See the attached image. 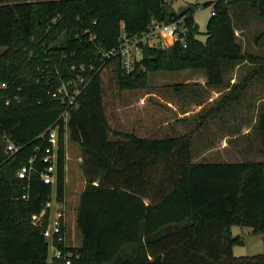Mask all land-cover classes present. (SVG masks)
Listing matches in <instances>:
<instances>
[{
	"label": "trees",
	"instance_id": "trees-1",
	"mask_svg": "<svg viewBox=\"0 0 264 264\" xmlns=\"http://www.w3.org/2000/svg\"><path fill=\"white\" fill-rule=\"evenodd\" d=\"M210 6L202 41L193 12L168 14L165 0H0V264H47V219L37 226L31 217L41 213L51 187L37 172L28 179L17 172L35 149L41 158L52 128H58V200L65 198L66 136L80 150L84 187L75 225L81 243L68 249L53 242L72 253V264H264V255L231 254L242 243L231 235L233 226L264 234V106H257L253 122L241 114L247 92L264 77V53L245 52L236 35L250 21L247 13L264 24V0L204 4ZM177 20L184 43L144 47L129 74L118 57L102 59L101 51L117 45L122 34L133 37L152 24ZM262 38L264 31L254 42ZM245 64L249 69L240 80L226 81ZM177 70L205 74L204 85L173 86L175 92L200 89L204 98L195 111L178 114L148 91L150 73ZM77 74L90 81L64 123L66 106L52 94ZM110 84L118 93L147 90L138 97L143 105L167 108L138 114L126 126L114 116V126L105 98ZM180 123L190 127L179 131ZM217 133L221 137L212 145ZM238 137L245 149L255 146L260 160L212 153L230 145L235 150L231 140ZM9 142L13 153L6 152Z\"/></svg>",
	"mask_w": 264,
	"mask_h": 264
},
{
	"label": "rangeland",
	"instance_id": "rangeland-1",
	"mask_svg": "<svg viewBox=\"0 0 264 264\" xmlns=\"http://www.w3.org/2000/svg\"><path fill=\"white\" fill-rule=\"evenodd\" d=\"M215 1L216 0H165L168 14H181L186 11L193 12V19L199 31L198 38L202 41L205 39L204 33L206 31V24L212 12V7L205 8L204 4ZM245 15L247 17L250 16V21L245 25L244 32H242V30L236 31V35L239 36V42L242 45V48L245 52L264 53V38H262L258 44L254 42L255 37L264 31V24L255 20L253 16H251V13ZM2 51L3 48H0V53ZM248 69L249 66L246 64L234 68L227 74L226 81L229 82L232 78L240 80L247 73ZM259 80L260 81L255 82L253 87L249 89L246 94V102L242 105L241 114L247 116L246 121H251L255 117L258 105L264 106V77ZM147 82L152 86L148 91L153 92L160 98L164 99V101L176 110L178 114L183 111L191 112L197 110V104L201 102V98H204V96L200 94V89L197 87H191L185 91L178 92L173 90V86L176 84L192 85L197 83L204 85L205 74L202 70L156 71L148 75ZM230 83H232V81ZM146 91L147 90H138L118 93L116 87L113 84H110L105 98L107 105H109L108 114L111 124L116 126L114 116L118 117L117 121H119L120 124L126 126L132 122V118L141 116L138 114L145 113V116H147L155 109L167 108L163 104H149L152 101H149V103L145 101V105H143L144 98L139 100L138 97H143ZM211 91L213 92L209 94L210 97L215 98L217 95L214 92H216L217 89ZM157 112L160 113V118H162L163 113L159 111ZM174 117H176V114H174ZM162 123L163 122L160 121L157 126H162ZM238 124H242V121H238ZM175 126H177L179 131L187 130L190 127L183 124L181 126V123ZM242 132L244 134L248 131L244 130ZM162 135L163 134H159V136ZM219 137H221L219 133L216 134L214 141L211 137V144H216V139H219ZM234 141H236L235 150L232 148V145H230L229 149L223 152L218 149L212 153H218V157L221 156L222 158L235 161L260 160V156L258 155L255 146H252L250 151L245 149L242 137H238L236 140H231V143ZM195 143L199 145L197 140ZM219 147L221 148V144H219ZM212 153L210 155H212ZM80 161L79 147L75 143L69 141L66 136L65 202L67 219L65 227L66 241L64 242V245L68 249L77 248L81 243L80 235L75 225L79 196L84 187V181L80 170ZM231 235L242 240V243L234 245L231 249V254L234 257L264 255V234H253L249 227L233 226L231 228ZM48 243L47 264H51L52 248L49 240Z\"/></svg>",
	"mask_w": 264,
	"mask_h": 264
},
{
	"label": "built area",
	"instance_id": "built-area-1",
	"mask_svg": "<svg viewBox=\"0 0 264 264\" xmlns=\"http://www.w3.org/2000/svg\"><path fill=\"white\" fill-rule=\"evenodd\" d=\"M181 20L172 21L170 23H155L141 32L139 35L133 37H127L125 34L119 39L117 45L111 47L106 51H101L102 59H110L118 57L121 61V69L123 73L129 74L134 67L136 61L142 56V50L144 47L153 46L164 50L169 43L180 42L184 43L185 32L180 26ZM72 70L74 68H71ZM88 71H92V66H89ZM79 71L84 73L86 69L84 66L79 67ZM90 79L84 75L77 74L75 78L66 82H62L61 86L56 89L52 94V97L65 105L66 108L60 115V119L64 123L67 121L68 109L76 105L78 97L85 89ZM1 85V88H4ZM49 146L45 149L44 154L38 159V149H35L36 155L27 159L26 163L18 170L17 177L20 179H28L32 173H38L39 179L44 185L51 187V193L48 200L43 205V209L39 215H33L31 217L34 225L40 226L47 219V224L42 231V236L50 241L52 248V259L60 261L62 264H72V253L64 252L53 244L54 240L57 243L66 241L65 227L67 219V209L65 198L58 200L55 191L56 184V165H57V143H58V128L50 129L48 133ZM15 147L12 143H8L6 147L7 153H13ZM37 159L42 168L37 171L36 163ZM27 194L21 196L22 200H27ZM46 212L48 215L46 216ZM46 216V217H45ZM65 247V245H64Z\"/></svg>",
	"mask_w": 264,
	"mask_h": 264
}]
</instances>
